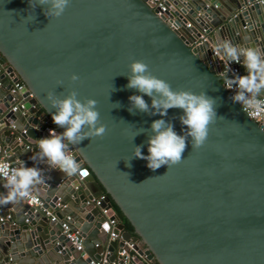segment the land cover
<instances>
[{"label": "water", "instance_id": "obj_1", "mask_svg": "<svg viewBox=\"0 0 264 264\" xmlns=\"http://www.w3.org/2000/svg\"><path fill=\"white\" fill-rule=\"evenodd\" d=\"M165 7L157 15L145 0H71L61 18L49 21L42 6L0 0V142L7 159L41 167L48 177L35 193L39 204L0 205V264H88L101 257L119 264H264V129L231 101L206 63L217 36L264 49V2L166 0ZM30 12L36 19L23 20ZM130 59L144 60L173 89L217 98V115L224 117L210 126L202 148L189 144L185 159L169 169L153 171L132 158L133 145L147 155L148 133L137 134L161 117L128 111V97L139 94L123 76ZM70 73L80 80L69 81ZM14 83L22 86L12 92ZM68 88L98 101L108 129L103 138L71 146L87 172L82 178L30 159L37 151L32 139L63 131L51 120L45 93ZM180 115L172 108L163 117L178 134L186 127ZM102 193L105 213L90 201ZM111 218L119 240L107 237ZM61 223L81 236L80 251ZM121 248L127 258L117 255Z\"/></svg>", "mask_w": 264, "mask_h": 264}, {"label": "clouds", "instance_id": "obj_2", "mask_svg": "<svg viewBox=\"0 0 264 264\" xmlns=\"http://www.w3.org/2000/svg\"><path fill=\"white\" fill-rule=\"evenodd\" d=\"M70 3L71 0H28L32 10L38 5L42 6L43 15L49 21L61 18ZM22 19L33 22L36 17L30 12ZM212 51L228 66L219 73L218 78L232 92L231 101L238 103L242 110H251L257 115L264 113V49L238 46L217 36ZM232 63L240 64L244 74L232 72L229 75V65ZM127 68L128 72L123 75L127 77L126 87L139 93L128 97V111L132 114L141 112L161 117L152 120L149 129L137 134L148 133L147 155L142 153L140 145H133L132 158L145 160L146 166L155 171L164 165L169 169L181 163L189 144L192 149L202 148L208 141L210 126L217 119H224L217 115V98L203 90L193 92L184 88L173 89L168 81L154 75L144 60L130 59ZM68 80L77 82L80 77L76 73H70ZM56 84L63 87L62 80H57ZM144 95L150 98V104L145 101ZM45 99L50 109H54L51 112L52 122L63 131L49 129L48 136L32 139L37 151L30 159L34 165L44 164L49 170L57 169L68 177L82 178L87 172L77 161L71 146L79 145L85 139L91 141L93 138H103L107 134L108 129L100 118L98 101L90 97L78 98V92L73 88H68L66 94L47 91ZM172 108L182 110V115L178 117L180 124L186 126L182 134L175 131L170 121L163 119ZM232 124L237 128L242 127L237 122ZM130 161L131 159L125 162L126 166H131ZM47 179L45 169L41 167L26 166L23 160L13 166L10 159H0V181H3L5 189L0 192V205L16 204L27 199L35 203V193L47 185Z\"/></svg>", "mask_w": 264, "mask_h": 264}, {"label": "built area", "instance_id": "obj_3", "mask_svg": "<svg viewBox=\"0 0 264 264\" xmlns=\"http://www.w3.org/2000/svg\"><path fill=\"white\" fill-rule=\"evenodd\" d=\"M258 2H261L262 0H256ZM146 3H149L151 5V8L155 9V13L157 15H160L162 12H164L165 10V2L166 0H145ZM186 26H189V23H186ZM206 63L211 65L213 67V69L215 70L216 75L219 76V73L222 71H225L227 69V65L224 64L219 58H217L214 54L213 51L211 52L209 57H206ZM231 72L229 73V75L232 74V72H235L237 74H239V67L240 64H236V63H232L229 65ZM5 68L2 67L0 65V73L4 72ZM221 84L223 85V80L220 79ZM22 85H19L17 83L13 84V87L11 89L12 92L18 91L21 88ZM224 87V86H223ZM225 88V87H224ZM226 89V88H225ZM228 91V93L230 94V96L232 95V92L228 89H226ZM29 96H31L29 94ZM241 107V106H240ZM17 109V103H15L13 106H11L10 110L11 111H15ZM242 109V108H241ZM247 116L252 119L254 122H256L258 124V126L262 129H264V113H261L259 115L253 113L251 110L245 111L243 110ZM47 129V128H46ZM27 148L31 149V145H26ZM0 159H7V155L3 149V145L0 142ZM20 161L18 160V158H14L12 161H10L12 163L13 166H16L17 162ZM0 185H3V181H1ZM104 200V194H100L99 196H97L96 198H92L90 201L97 207L100 208L101 213H105L106 212V207H105V202ZM25 204H27L28 206H32V205H36L39 204V198L38 195L35 194V203L32 202L31 199H27L23 201ZM51 219H53V217L51 216ZM2 218H0V222H2ZM108 228L106 230L107 233V237L110 240L113 239H120V236L118 233H115L113 231V229H115V225L116 222L113 218L108 219ZM61 228L63 230V232L65 233V237L68 239V241L71 243L73 249L75 250H81L82 249V238L81 236L77 233V231H73L70 230L68 225L66 223H61ZM133 243L132 242H126V246L128 249H131ZM84 254L82 253L81 256H83ZM117 255L118 256H123L124 258L128 257V254L125 252V250L123 248H121L119 251H117ZM88 264H119L117 259H113L111 261H107L106 258L101 257L98 260L92 261L90 260Z\"/></svg>", "mask_w": 264, "mask_h": 264}, {"label": "trees", "instance_id": "obj_4", "mask_svg": "<svg viewBox=\"0 0 264 264\" xmlns=\"http://www.w3.org/2000/svg\"><path fill=\"white\" fill-rule=\"evenodd\" d=\"M111 206L114 209V211L117 213L121 222L123 223L124 229L129 231V232H132V228H131L130 224L127 222V220L124 218V216L119 212L117 207L112 202H111Z\"/></svg>", "mask_w": 264, "mask_h": 264}, {"label": "crops", "instance_id": "obj_5", "mask_svg": "<svg viewBox=\"0 0 264 264\" xmlns=\"http://www.w3.org/2000/svg\"><path fill=\"white\" fill-rule=\"evenodd\" d=\"M242 74H244V73H242ZM9 79V78H8ZM18 156H21V155H18ZM25 162V161H24Z\"/></svg>", "mask_w": 264, "mask_h": 264}]
</instances>
